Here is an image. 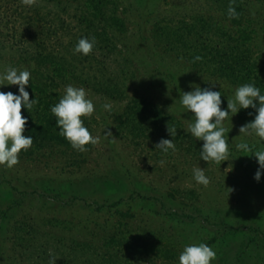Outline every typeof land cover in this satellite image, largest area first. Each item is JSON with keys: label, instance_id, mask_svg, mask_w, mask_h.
<instances>
[{"label": "rangeland", "instance_id": "obj_1", "mask_svg": "<svg viewBox=\"0 0 264 264\" xmlns=\"http://www.w3.org/2000/svg\"><path fill=\"white\" fill-rule=\"evenodd\" d=\"M84 1L0 0V72L8 66L28 69L35 82L48 72L36 61L40 52L75 66V74L91 84H70L84 87L93 100L95 112L83 119L100 138L80 152L58 130H52L56 138L39 137V142L26 125L22 134L33 137L31 148L21 150L14 167L0 166V264H48L50 251L58 257L56 264H178L185 245L201 242L217 252L212 264H264V174L259 182L253 179L258 163L251 156L264 149V142L254 132L239 134L244 124L236 114L224 121L229 161L200 160L203 141L188 131L191 113L179 101L190 85L212 87L221 92L226 108L242 85L211 75L200 68L201 61L190 63L197 47L190 28L196 17L248 29L251 50L264 60V0H245L242 18L235 21L225 18L220 0H109L124 28L105 33L97 20L92 29L79 25ZM96 36V50L74 53L81 37ZM205 37L211 39V33ZM214 60L210 57L209 64ZM65 86L57 91L59 99ZM26 90L32 99L34 90ZM0 91L17 93L18 88ZM137 99L174 118L185 137L175 142V151L162 152L143 123L126 119ZM105 103H111V111ZM34 110L22 107L21 113L30 120L38 117ZM106 131L112 137H104ZM241 141L252 151L237 150ZM196 166L210 178L207 186L193 179ZM42 181L60 195L43 194ZM127 246L135 256L125 251Z\"/></svg>", "mask_w": 264, "mask_h": 264}, {"label": "clouds", "instance_id": "obj_2", "mask_svg": "<svg viewBox=\"0 0 264 264\" xmlns=\"http://www.w3.org/2000/svg\"><path fill=\"white\" fill-rule=\"evenodd\" d=\"M30 4L32 0H24ZM235 0H230L227 14L229 18H238L236 8L233 6ZM95 46V37H81L75 45L74 53L82 55L90 54ZM197 55L193 62L202 60ZM31 79V72L28 69L20 70L8 66L0 72V88L8 85H15L17 93L11 91H0V166L12 168L19 163L21 150L27 151L33 144L32 136H25L22 133L28 122V117L22 115L21 108L32 109L38 103L35 98L30 99L27 91ZM188 92H181L179 96L180 105L191 113L188 124V131L199 141H203L199 150L200 160L213 161L221 164L229 161V130L224 127V121H231L241 109L252 108L255 110L254 118L239 128V134L250 135L253 132L264 142V94L254 83H244L235 89L234 96L227 100L226 108H222V94L212 87L201 88L198 85H190ZM103 108L111 111V103H105ZM55 118V126L58 133L67 140L73 149L84 152L88 145H95L99 137L93 136L84 124V119L91 117L95 112V104L89 98L84 87H75L72 84L65 86L64 95L50 108ZM251 115V113H249ZM232 125V124H231ZM169 135H176V129L167 127ZM104 137H112L111 131H106ZM162 152L175 151L176 146L173 139H161L155 146ZM237 150L251 152L252 148L247 141L236 144ZM257 160L258 169L253 179L260 181L264 174V149L257 150L253 155ZM193 179L199 185L207 186L210 178L206 175L204 168L199 166L193 169ZM233 189H228L229 192ZM217 258L215 249L207 243H191L185 245L178 257V264H212ZM58 257L49 253L48 264H56Z\"/></svg>", "mask_w": 264, "mask_h": 264}, {"label": "trees", "instance_id": "obj_3", "mask_svg": "<svg viewBox=\"0 0 264 264\" xmlns=\"http://www.w3.org/2000/svg\"><path fill=\"white\" fill-rule=\"evenodd\" d=\"M57 1V0H56ZM222 4L223 12L225 18L232 20H241L242 18V9L245 3V0H235L233 5L236 8L237 13H239L238 19L229 18L227 10L229 8L230 0H220ZM85 10H83V16L78 19L79 25H83L86 28H93V20H97V23L100 25L102 33H105L106 29H118L122 30L124 28V23L122 18L119 16L118 9L112 1L109 0H86L83 2ZM194 25L190 26L193 29L192 35L196 36L193 40L195 45H197L194 56H190V63L193 64V58L197 55L203 57L201 61V67L208 71L211 75L214 76H225L229 80L235 83H254L255 86L259 87L261 90H264V86L260 84V78L264 75V60L261 59L258 53L251 50L252 36L246 28H231L224 26H217L214 23H207L202 17H196ZM96 32V31H95ZM211 33V39L208 37L202 38L204 35ZM96 34V33H95ZM95 38H99L96 36ZM202 38L203 40H199ZM215 38V39H214ZM102 41V39L100 40ZM200 41V42H199ZM178 44V41L175 43ZM110 46V45H109ZM106 48L107 52H112V49ZM185 48V47H184ZM96 50V46L94 49ZM43 54V53H42ZM41 52L38 54L37 62L40 63L43 67L47 69V73L44 75L41 73L37 77V81H30V88L34 90L32 98H35L38 103L35 107V114L31 115L32 119L27 122V129L35 131V139H54L56 138L53 132L58 130L55 126V121L53 114H50V108L52 105L56 104L59 100L58 90L65 84H70L78 82L81 80L76 74V67L68 63L67 61L62 62L56 60L52 52L47 55L42 56ZM215 58L214 64L210 65L211 61L209 58ZM57 58V57H56ZM205 58V59H204ZM207 58V59H206ZM62 59V58H61ZM213 60V59H212ZM123 62L126 63L125 60ZM80 82V81H79ZM82 84H91L87 82V77L81 80ZM106 84L100 85V88L104 89ZM107 90L112 91L114 87H108ZM99 89V90H101ZM262 92V91H261ZM262 94H264L262 92ZM222 99V105L224 99ZM130 112L126 119L134 122L142 127V123L146 126V130L150 136H154L155 142H159L163 139H173L174 143L179 141L182 143L184 140L181 132L177 129L176 124L174 123V118L162 110H160L156 105L151 104L150 102L137 99L133 100L129 106ZM47 113H44L46 112ZM251 113V115H249ZM255 115V110L252 108L241 109L237 113L238 120L242 124L250 122ZM46 117L51 119L47 122ZM43 118V119H42ZM34 120V121H32ZM136 125V126H138ZM135 126V125H134ZM167 127L175 128L176 135L170 136ZM54 129V131H52ZM144 131L142 130V133ZM156 136V137H155ZM41 142V139H37ZM188 142V147H191L192 141L190 139H185ZM40 188L42 189L43 194L48 192H56L60 195L61 190H55V188L48 185V182L42 181ZM64 190H68V194L72 196V188L66 187ZM42 194V193H41ZM57 195V196H59ZM68 195V196H69ZM71 198H78L73 196ZM4 199V198H3ZM130 248V249H129ZM125 251L128 254L135 256L136 252L132 250L131 246H127ZM164 254L170 253V251L165 250ZM146 254H149L147 251Z\"/></svg>", "mask_w": 264, "mask_h": 264}]
</instances>
